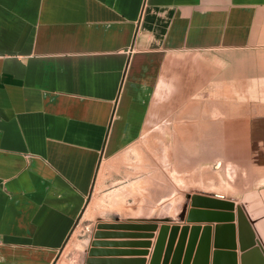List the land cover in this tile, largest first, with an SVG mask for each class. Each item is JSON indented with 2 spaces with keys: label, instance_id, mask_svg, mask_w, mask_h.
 Returning <instances> with one entry per match:
<instances>
[{
  "label": "crops",
  "instance_id": "1",
  "mask_svg": "<svg viewBox=\"0 0 264 264\" xmlns=\"http://www.w3.org/2000/svg\"><path fill=\"white\" fill-rule=\"evenodd\" d=\"M249 91L264 92V0H0V264H69L61 247L97 168L140 137L154 102L198 121ZM195 170L185 186L241 205L264 257V183L235 199ZM232 212L234 260L213 256L230 240L223 229L214 244L216 222H176L198 226L194 248L208 226L205 264H241Z\"/></svg>",
  "mask_w": 264,
  "mask_h": 264
},
{
  "label": "rangeland",
  "instance_id": "2",
  "mask_svg": "<svg viewBox=\"0 0 264 264\" xmlns=\"http://www.w3.org/2000/svg\"><path fill=\"white\" fill-rule=\"evenodd\" d=\"M230 94L232 103L223 102L230 106L210 112L200 108L198 121L195 114L192 117L194 108L154 102L140 137L97 168L83 212L61 247L69 264L175 262L176 235L167 246L168 236L164 234L161 244L158 232L162 225H177V214L183 205L189 207L186 195L197 192L185 186L192 182L187 169L196 168L194 180L213 182L211 188L235 199L247 191L240 184L264 183V92L249 91L247 103L240 93ZM225 96L215 93L217 101ZM133 214L136 219L129 218ZM133 223L153 224L154 229L123 226ZM101 224L110 227L97 228ZM187 240L182 241L177 264L183 262ZM194 250L192 246L187 264Z\"/></svg>",
  "mask_w": 264,
  "mask_h": 264
},
{
  "label": "water",
  "instance_id": "3",
  "mask_svg": "<svg viewBox=\"0 0 264 264\" xmlns=\"http://www.w3.org/2000/svg\"><path fill=\"white\" fill-rule=\"evenodd\" d=\"M188 197L189 207L186 208L185 205L181 208L180 212L177 214V221H185V222H201V221H209L216 222L214 226V244H218L215 238V235L220 230H227L230 233V240L228 246L224 250L213 251V256L215 255H227L234 260V252L233 250V231L234 225L230 223L233 220V212H235V221H236V230H237V239L240 245L241 250H245V252L240 255V263L242 264V259L244 255L254 254L257 257V264H264V257L259 247L258 239L256 238L255 232L253 230L252 224L253 222L248 220L245 216L243 208L241 205H234L233 200L222 198L218 194L214 193H193ZM109 224H101L98 227H110ZM113 226V225H111ZM123 226H128L133 229H143V231L153 230L154 225L149 223L143 224H123ZM198 226H191L189 228V237L186 245V253L183 259L182 264H187L189 250L194 246L195 241V233L197 231ZM187 230V226L183 225L180 228L178 225L174 224L167 228V226L162 225L158 232L160 237L159 241L162 244L164 234L168 236L167 246H169L172 242L173 236L178 233V237L175 243V262L172 264H177L179 250L181 248V244L183 241V235ZM145 234V233H144ZM208 249V226H203L201 230V235L199 240L195 246L193 260L191 264H196L195 257L198 253L204 257V260L201 261L200 264H205V256L207 254ZM94 260V259H93ZM88 259V261H93ZM142 263V260H140ZM233 264V261H232Z\"/></svg>",
  "mask_w": 264,
  "mask_h": 264
}]
</instances>
